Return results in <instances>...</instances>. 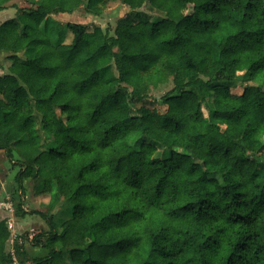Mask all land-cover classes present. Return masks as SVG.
Instances as JSON below:
<instances>
[{
    "label": "trees",
    "instance_id": "1",
    "mask_svg": "<svg viewBox=\"0 0 264 264\" xmlns=\"http://www.w3.org/2000/svg\"><path fill=\"white\" fill-rule=\"evenodd\" d=\"M113 1L34 0L0 23V150L21 196L29 179L71 204L59 227L31 212L49 224L26 236L49 249L31 264H264V0H119L111 34L51 39L52 14ZM9 236L1 218L0 264Z\"/></svg>",
    "mask_w": 264,
    "mask_h": 264
},
{
    "label": "rangeland",
    "instance_id": "2",
    "mask_svg": "<svg viewBox=\"0 0 264 264\" xmlns=\"http://www.w3.org/2000/svg\"><path fill=\"white\" fill-rule=\"evenodd\" d=\"M7 8L0 11V23L11 17H14L20 8L33 7L34 0H13L7 4ZM131 10L121 1L116 0L110 2L102 11L101 15L95 16L85 11L84 6L79 7L72 13L52 14L51 17L56 20L58 27L49 29L52 40L63 38L66 42L72 39V32L66 27H62L67 22L85 23L89 26L99 25L102 29H108L110 34L119 18L127 15ZM60 26V27H59ZM24 56L30 54L24 53ZM8 53L0 51V75L6 72L9 63ZM113 72L116 71L113 69ZM170 85L152 90L151 95L160 97ZM12 159L7 157V153L0 150V219L6 218L13 224V230L17 234L13 240H7L5 250L10 254L13 252L14 259L12 264H31L33 258H43L48 255L49 249L46 246L31 245L27 242L26 236L37 234L40 231L47 232L49 224L43 216L37 212L42 211L47 215H52V221L58 227L60 223L71 215V204L65 200L50 209L48 203L50 201L49 194H36L33 181L26 179L23 181L25 187L24 195H20L15 181V175L19 170V166L15 163L16 152H12ZM21 204L22 209L27 210L25 214H16L17 206ZM2 216V217H1ZM12 219V220H11ZM33 229V230H32ZM44 240V239H43ZM25 249V250H24ZM26 252V254H24Z\"/></svg>",
    "mask_w": 264,
    "mask_h": 264
},
{
    "label": "built area",
    "instance_id": "3",
    "mask_svg": "<svg viewBox=\"0 0 264 264\" xmlns=\"http://www.w3.org/2000/svg\"><path fill=\"white\" fill-rule=\"evenodd\" d=\"M8 228L10 229V238L13 240L15 237H17V234L13 230V224L10 220H7ZM33 230V229H32ZM33 234H30L29 236L32 237ZM11 257L14 259L13 252L10 253Z\"/></svg>",
    "mask_w": 264,
    "mask_h": 264
},
{
    "label": "crops",
    "instance_id": "4",
    "mask_svg": "<svg viewBox=\"0 0 264 264\" xmlns=\"http://www.w3.org/2000/svg\"><path fill=\"white\" fill-rule=\"evenodd\" d=\"M1 183H2V181H0V187H1V185H2ZM24 188H25V187H24ZM39 197H41V195H40ZM1 217H2V216H1ZM11 220H12V219H11Z\"/></svg>",
    "mask_w": 264,
    "mask_h": 264
}]
</instances>
